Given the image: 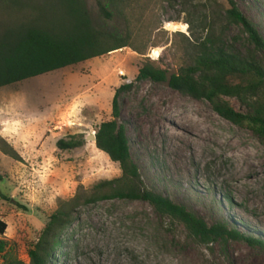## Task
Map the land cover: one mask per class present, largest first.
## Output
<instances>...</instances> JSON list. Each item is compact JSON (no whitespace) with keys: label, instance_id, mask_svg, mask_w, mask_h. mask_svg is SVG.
Here are the masks:
<instances>
[{"label":"rangeland","instance_id":"rangeland-1","mask_svg":"<svg viewBox=\"0 0 264 264\" xmlns=\"http://www.w3.org/2000/svg\"><path fill=\"white\" fill-rule=\"evenodd\" d=\"M233 1L264 38V0ZM83 2L91 20L101 24L97 0ZM130 3L128 24L136 31L132 43L137 50L120 47L0 86V218L7 224L2 237L15 242L25 261L60 200L120 174L118 162L87 136L112 118L113 93L127 82L131 86L118 94L119 118L145 186L184 205L208 225L224 220L264 240V138L222 117L204 98L162 81L135 78L145 61L175 68V73L188 61L194 36L206 33L203 24L212 23L215 36L241 53L253 49L248 33L240 22L226 18V0ZM54 8L53 0H22L18 8L0 4V29L12 15L54 21ZM112 12L107 27L124 30V19ZM256 55L264 64V50ZM161 92L164 96L157 100L162 109L175 104L178 113L192 111L208 126L201 142L189 143L181 138L182 131L169 134L154 126L151 103ZM223 98L246 111L236 97ZM73 135L83 138L81 145H56L58 138ZM7 146L21 160L5 153ZM50 264H264V246L240 237L200 241L182 221L159 214L146 200L81 199L60 233Z\"/></svg>","mask_w":264,"mask_h":264},{"label":"trees","instance_id":"trees-1","mask_svg":"<svg viewBox=\"0 0 264 264\" xmlns=\"http://www.w3.org/2000/svg\"><path fill=\"white\" fill-rule=\"evenodd\" d=\"M56 20L38 15L20 18L12 15L4 19L0 29V86L20 81L35 75L75 64L111 50L133 46L136 31L129 27L128 14L132 0H97L101 24L94 23L83 0H53ZM225 15L229 21L240 22L248 33L253 49L245 53L235 51L224 44L213 32L212 23L203 24V36H194L189 44L191 54L171 74L169 86L195 98H204L222 117L240 125H247L264 138V64L256 55L264 50V38L254 25L238 10L233 0H226ZM4 7L18 8L22 0H0ZM115 11L125 22L124 30L108 28V21ZM10 18H12L10 20ZM167 68L145 61L136 74V79H166ZM237 78L236 81L233 78ZM131 82L120 84L111 100L112 118L101 121L95 129V145L118 162L120 174L101 179L81 194V189L68 199L58 202L40 229L36 240L27 250L28 261L17 255L16 244L2 237L6 222L0 218V264H50L60 245L61 231L72 221L73 208L82 199L92 203L108 198H129L148 201L161 215L182 221L194 238L210 242L228 237H240L251 244L264 246V240L245 235L229 227L224 220L208 225L204 219L184 205L170 200L161 193L145 186L139 168L130 155L124 125L117 123L119 117L118 94ZM236 97L246 111L234 109L223 97ZM83 138L74 135L69 139L58 138L56 145L69 149L81 145ZM5 153L21 160L18 153L7 146ZM1 178V175H0ZM81 188V187H80Z\"/></svg>","mask_w":264,"mask_h":264},{"label":"bare ground","instance_id":"bare-ground-1","mask_svg":"<svg viewBox=\"0 0 264 264\" xmlns=\"http://www.w3.org/2000/svg\"><path fill=\"white\" fill-rule=\"evenodd\" d=\"M164 92L159 93L152 101V112L151 115L154 116V126L159 129H167L169 134H179L180 131L181 138L191 142H201L205 138V133L207 131V125L199 117L195 116L192 111H183V113H178L174 105H167L164 109L158 103L157 97L164 96ZM166 94V93H165ZM166 97V96H165ZM162 98V97H161ZM162 109V110H161ZM243 154H247V151H243Z\"/></svg>","mask_w":264,"mask_h":264},{"label":"water","instance_id":"water-1","mask_svg":"<svg viewBox=\"0 0 264 264\" xmlns=\"http://www.w3.org/2000/svg\"><path fill=\"white\" fill-rule=\"evenodd\" d=\"M175 68H171L170 70H168L166 72V79L164 81H162L163 83H165L166 85H169V81H170V78H171V74L172 72H174ZM116 123H117V126L119 125L120 123V118L119 117H115L114 118ZM87 137H90L93 141H95V134L94 132L90 133Z\"/></svg>","mask_w":264,"mask_h":264}]
</instances>
